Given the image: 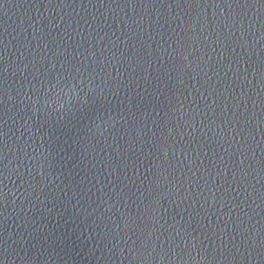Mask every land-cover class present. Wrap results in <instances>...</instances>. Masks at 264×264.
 <instances>
[{
    "label": "water",
    "instance_id": "obj_1",
    "mask_svg": "<svg viewBox=\"0 0 264 264\" xmlns=\"http://www.w3.org/2000/svg\"><path fill=\"white\" fill-rule=\"evenodd\" d=\"M0 264H264V0H0Z\"/></svg>",
    "mask_w": 264,
    "mask_h": 264
}]
</instances>
